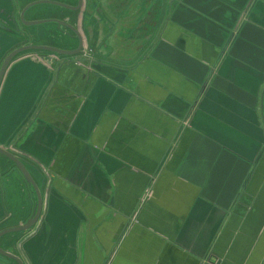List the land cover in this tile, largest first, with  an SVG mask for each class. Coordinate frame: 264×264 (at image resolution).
Instances as JSON below:
<instances>
[{
    "label": "crops",
    "instance_id": "0c3cea01",
    "mask_svg": "<svg viewBox=\"0 0 264 264\" xmlns=\"http://www.w3.org/2000/svg\"><path fill=\"white\" fill-rule=\"evenodd\" d=\"M17 9L0 0V62L25 38ZM60 17L83 53L17 58L0 85V146L42 199L1 247L23 264H264V0H83ZM6 166L0 231L34 198Z\"/></svg>",
    "mask_w": 264,
    "mask_h": 264
},
{
    "label": "water",
    "instance_id": "95a60500",
    "mask_svg": "<svg viewBox=\"0 0 264 264\" xmlns=\"http://www.w3.org/2000/svg\"><path fill=\"white\" fill-rule=\"evenodd\" d=\"M83 0H76L75 5L67 4L65 2H60L57 0H33L26 3L23 9H19L17 12L16 26H21L25 31L18 28L20 34L24 38L21 44H18L16 47L10 49L6 55L2 58L0 62V85L4 74L9 67V65L17 58L36 55V56H54V57H76L83 53V40L81 38L80 33L78 32L75 25H71L69 23V18H43V19H34L31 20V16L25 20V17L30 13L33 9L41 6H51L52 8H56L59 10H63L69 13L79 12L82 8ZM30 15V14H29ZM33 16V15H32ZM20 24V25H19ZM42 24H49L50 26L56 27L58 31V37H62L64 40H72L77 42V46L74 49H61L58 47H53L49 45H37L32 42V35L27 31L29 29L35 34L39 32L37 27ZM6 32H11L10 28L2 27ZM37 35V34H36ZM30 38V39H28ZM31 40V41H29ZM20 56V57H19ZM0 157L5 158L8 167L6 166L7 171L11 168L17 170L20 174L29 190L33 194V208L30 217L23 223L18 226L8 227L2 229L0 231V242L2 238L12 237V234H22L26 233L30 229H32L36 223L41 219V210H42V199L40 194V189L36 186L32 177L30 176L27 168L24 163L16 157L12 152L6 150L5 148L0 146ZM11 166V168H10ZM4 175V174H2ZM0 264H23V262L14 254L4 250L0 245Z\"/></svg>",
    "mask_w": 264,
    "mask_h": 264
},
{
    "label": "rangeland",
    "instance_id": "374dc122",
    "mask_svg": "<svg viewBox=\"0 0 264 264\" xmlns=\"http://www.w3.org/2000/svg\"><path fill=\"white\" fill-rule=\"evenodd\" d=\"M30 1H33V0H18L19 9L20 8L23 9L25 7L26 3L30 2ZM17 11H18V9H17ZM67 13L68 14H74V15L78 14L77 12L69 13V12H66L63 10L52 8L51 6L41 5L35 9H33L30 13L28 12V15L25 17V20L27 21L29 16H32V15H34V17H36V19L61 18L60 17L61 15H65ZM16 18H17V15H16ZM0 26L5 27L1 23H0ZM35 30H39V33H43V34L45 33V36H46V34H50L52 36V39L54 40V43H53L54 45H63L62 43L65 42L62 37H58V31L56 30V27L50 26L49 24L39 25L37 27V29H35ZM22 31H25V30L22 29ZM29 31H31V30L29 29ZM32 32L35 33L34 31H32ZM34 40H35L34 43L37 45H46V42H47L45 38L34 39ZM85 52L87 54L89 53L88 50H85ZM12 235H15V234H12Z\"/></svg>",
    "mask_w": 264,
    "mask_h": 264
},
{
    "label": "flooded vegetation",
    "instance_id": "af4514ba",
    "mask_svg": "<svg viewBox=\"0 0 264 264\" xmlns=\"http://www.w3.org/2000/svg\"><path fill=\"white\" fill-rule=\"evenodd\" d=\"M57 1H60V2H66V1H68V0H57ZM76 4V0H75V3L73 4V5H75ZM82 8H83V4H82ZM34 20V19H33ZM20 28L21 29H23L21 26H20ZM65 45H55V46H53V47H58V48H61V49H66L65 47H64ZM69 50V49H68ZM82 50H83V48H82ZM82 62V61H81ZM80 65V64H79Z\"/></svg>",
    "mask_w": 264,
    "mask_h": 264
},
{
    "label": "trees",
    "instance_id": "16d2710c",
    "mask_svg": "<svg viewBox=\"0 0 264 264\" xmlns=\"http://www.w3.org/2000/svg\"><path fill=\"white\" fill-rule=\"evenodd\" d=\"M65 3L73 5V4L75 3V0H68V1L65 2ZM33 19H36V17H34V15L31 16V20H33ZM19 57H20V56H19Z\"/></svg>",
    "mask_w": 264,
    "mask_h": 264
},
{
    "label": "built area",
    "instance_id": "2783aa9c",
    "mask_svg": "<svg viewBox=\"0 0 264 264\" xmlns=\"http://www.w3.org/2000/svg\"><path fill=\"white\" fill-rule=\"evenodd\" d=\"M78 64L80 63V61L77 62Z\"/></svg>",
    "mask_w": 264,
    "mask_h": 264
}]
</instances>
